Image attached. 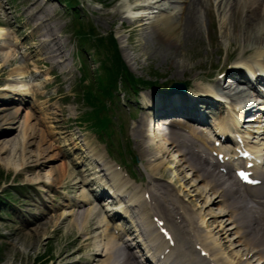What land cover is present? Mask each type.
<instances>
[{
	"label": "rangeland",
	"instance_id": "374dc122",
	"mask_svg": "<svg viewBox=\"0 0 264 264\" xmlns=\"http://www.w3.org/2000/svg\"><path fill=\"white\" fill-rule=\"evenodd\" d=\"M94 1L100 2V0H70L71 3L75 4L73 6H76L70 7L66 4V0H43L46 8L52 12V15H55L52 24L61 29L60 37L67 46L66 57L68 60L64 64L54 67L51 62L49 63L43 59L40 60L38 65H35L37 59L42 57H35L32 54V51H35L40 45V41L37 39L39 34L35 31V22L28 17L37 9L33 0H0V21L9 20L13 29L19 32L18 35L14 34L15 46L6 49L8 47L6 45L4 50L0 49L3 50L0 53H10L13 57L15 55L16 61L12 66H7L0 60L1 66H6L8 72L14 77L11 78L15 79L10 87L11 92L16 91L17 87L19 88L25 83L28 90L39 92L38 97L35 94L33 95L31 91L25 97V103L22 104V113L18 118L21 128L14 130L15 132L11 136L17 134L21 136L23 134L21 130L25 126L23 123L31 116L28 125L36 130V144L31 147V155L39 151L38 143L41 138L45 143V147L53 146L48 151L50 160L44 169V175L50 174L51 176L41 177L42 183L40 184H35L29 180L33 177L34 172L28 173V171L22 170L20 173L22 167L16 171L12 161L19 160L20 163L23 162L22 158H18L20 151L14 155V158L11 156L10 151L5 154L0 153V264H68L79 259L91 260L92 256L89 255L91 247L88 246V242L83 240L81 243H77L83 237L81 232L78 231L76 226H70L69 221H63V217L69 215L71 203L82 196H85L98 207L103 205L102 210L105 212V200L103 204L98 202L91 192L92 183L101 182L98 175H92L94 171L86 173L84 180L89 184L84 186L82 190L79 191L74 188L77 180L71 179V174L76 173V167L87 169L78 163L77 158L82 156L86 164L89 163V160L83 157V155H87L83 151L74 155L76 147L79 148L81 145L88 144L92 148H96L101 152L103 160L111 163L114 167L118 165L114 169L116 172H119V164L123 165L120 168L123 172L121 176L128 173L136 182L127 178L130 191L136 189L134 191L136 192L140 189H146L150 181V172L143 154L150 158L149 154L161 157L158 148L159 143L152 144L148 139L143 142V137L136 136L135 131L143 123V120L147 126L151 123L153 112L148 106L153 98L166 93V86L169 85L170 87L173 83H186L190 92L200 94L207 91V88L213 89L216 87L214 80H217L219 73H225L235 67L251 69L259 66L257 61L264 63V60L254 57V49L257 46L247 42L249 37L254 41L260 37L259 26H250L254 29L248 32L249 27L246 25V18L242 19V23L241 19L237 18L235 24L239 23V25L236 26L242 27L240 34L237 35L234 32L231 34L228 30L225 32L224 27L228 28L229 26L226 21L229 19L228 23H230L231 19L232 22L234 19L230 18L227 9H219V3L224 2V0H212L214 17L209 20L202 14L204 19L203 34L194 41L186 42V47L183 49H179V44L173 39H165L167 42L163 43L149 40L147 35L152 27L157 25L161 27L162 24L158 22L161 19L160 17L169 16L172 13L177 15L178 6L185 0H159L158 5L155 3L149 7L150 9L134 14L131 13L134 6L147 4V1L150 0H102L104 7L96 5L97 3L93 5ZM243 2L244 0H241L242 5ZM74 8L75 11H73ZM3 11L8 16L5 17ZM73 14L76 16L79 14L78 16L82 17L85 31H92L93 28L97 33L94 35V32L90 35L91 40L87 48L81 47L75 38L76 32L72 26L75 19ZM137 16L146 18L144 30L143 28H139L138 31L134 30L135 24L133 23ZM261 27L264 28V23ZM112 32L115 33L121 55L132 73L148 82L156 83L153 84L154 86L140 90V94L134 101L128 100L124 93H119V96H117L119 100H115V103L108 99L109 96L107 97L106 100H109L107 101L110 110L109 115L112 117L114 124L112 130L117 133L112 142L115 146L109 147L111 153L114 151L111 157L107 153L104 142L92 130L90 122L86 121L85 116L89 112V108L79 98L80 88L77 85L81 78V72L78 69L82 64L81 61L85 58H82L84 54L78 55L77 53L78 49L85 50V53L89 55V50L100 52L103 49H98L100 47L98 41L100 40L108 47L106 38ZM156 33L158 35V31ZM9 34H13V31H9ZM168 42L173 44L176 50L168 49L165 46ZM248 48L253 49V53L244 56V51ZM104 57L105 55L97 59L96 62L86 60L91 83H95L94 78H96V82L99 81L100 65H103L100 60ZM109 57L111 58V56ZM102 61L106 62L107 60L104 58ZM98 66L99 70L97 71ZM18 67L26 71V75H17L15 71ZM1 78L0 88L5 84V80L3 81ZM227 78L222 80L219 88L227 91L245 90L247 88L241 84L230 87L228 85L230 81ZM175 89H179V87ZM94 90L98 91L96 87ZM245 91L242 96H249L250 92ZM9 98H16L15 93L10 95V93L5 94L0 91V107L2 100ZM251 101L253 105L256 104L254 100ZM16 105L19 107L18 104ZM253 105L252 108L255 107ZM226 107L222 109L221 117L223 114L225 116L228 113L233 115V107L229 104H226ZM262 108V105L255 107L252 110L255 115L248 114L251 120L243 124L244 127L248 128L246 130L252 134V138L256 137L254 140L252 139L255 142L260 140V135L264 133L261 132L264 131V113L258 112V109ZM213 118L215 119L212 116L210 121L213 126L221 120L216 118L213 122ZM18 121L12 122L17 123ZM16 126L18 127L20 124ZM141 132H143V129ZM162 143H165V141L163 140ZM175 154L177 155V153ZM64 155L67 156V159ZM133 158H136V162H132ZM177 158L179 157L177 156ZM8 161L11 164L9 168L5 167ZM64 163L70 165L66 169L67 172L56 174V167ZM74 163L78 164L73 165ZM151 163L153 165L163 163V173L157 175L156 179L166 185L183 202L188 211L196 214L201 212V215L197 216V224L201 226L203 222L205 223L201 228L203 234L217 227L215 224L206 227L207 223L214 221V217H211V210L206 205L205 199L199 196L205 185L204 182H199L197 177L194 176H190L191 180H186L176 170V164L169 162L166 157L159 158ZM87 167L90 166L87 165ZM209 194L212 195L213 193L210 192ZM211 197H214V195ZM211 208L217 216L220 212L218 206ZM94 209L97 210V208ZM55 213H58L62 218L59 217L60 220H58L59 218L50 219ZM97 213L101 217L104 215L101 211ZM105 214L107 213L105 212ZM69 217L72 218V216ZM220 220L221 218L218 221ZM45 222H49L48 225L42 224ZM92 224V221H90L86 226V230H90ZM110 224L117 225L114 220H111ZM39 226L41 228L45 226L46 229L42 230L40 235L37 236L39 232H36V228ZM229 239L231 241L236 240L235 234L230 235ZM235 243L238 245V240ZM79 249L82 250L81 254L75 255L71 259L58 260V256L62 252L71 254Z\"/></svg>",
	"mask_w": 264,
	"mask_h": 264
},
{
	"label": "bare ground",
	"instance_id": "6f19581e",
	"mask_svg": "<svg viewBox=\"0 0 264 264\" xmlns=\"http://www.w3.org/2000/svg\"><path fill=\"white\" fill-rule=\"evenodd\" d=\"M158 1L159 0H150L147 1V4H138L134 7L136 10H148L150 6ZM33 2L37 9L36 12L29 14L28 17L31 21L35 22V31L39 34L37 35V39H39L40 45L35 51H32V54L35 57H42L37 59L35 65H38L40 60L43 59L49 63L51 62L54 67L60 66L68 60L66 57L67 46L60 37L61 29L52 24L55 15H52V12L46 8V4L43 3V0H33ZM178 7H176L179 9L177 15L172 13L169 16L160 17L161 19H159L158 22L162 25L161 27L158 25L152 27L149 34L147 33L149 40L164 43L167 42L166 40L173 39V41L179 44L178 48L183 49L186 47V42L194 41L203 34L204 19L202 14L209 20L214 17L212 0H185L180 3ZM218 7L221 10L227 9L230 18L232 17L234 19L233 22L231 19L230 23H228L229 19L226 21V24H229V26L228 28L224 27L225 32L228 30L231 34L232 32L237 35L240 34L242 27L236 26L239 25V23L235 24L237 18L241 19V23L242 19L246 18L245 22L249 27L248 32L254 29L250 26H259L261 33L260 37L256 38L257 40L255 41L251 37L247 39L248 44L257 46L254 49L255 52L253 53V49L248 48L244 51V56L253 53L256 59H264V28L261 27L264 23V0H244L243 5L241 4V0H224V2L219 3ZM134 13L135 12H133V14ZM3 14L5 17L8 16L5 11H3ZM145 19L144 16H137L133 23L135 24L134 30L138 31L139 28H143L144 30L146 25ZM9 22V20L5 22L0 21V49L3 50L6 45L8 46L6 49L15 46L14 37L19 33L13 29V26ZM8 30H12L13 34H9ZM156 31H158V35ZM32 38H34V36H32ZM165 46L168 49L172 48V50H176V47L174 48V45L169 42ZM179 49L177 50L178 52ZM0 60L4 64H7V66L14 65L16 61L15 55L13 57L10 53H0ZM260 65L261 68L264 69V64ZM253 72L256 73L255 71ZM15 73L19 76L26 75V71L21 70L20 67L16 69ZM229 75L236 83L240 81L251 86L244 72H232L231 70L227 72L225 76ZM11 77H13V75L8 72L7 67L1 66L0 64V78L3 79V81L5 80L4 86L0 88L1 93H10V95L15 93L16 95V98L2 100V105L0 107V153L5 154L10 151L11 156L14 158V155L20 151V156L18 158H22L23 162L20 163L19 160L12 161V164L16 167V171L22 167L20 173L22 170H26L28 173L31 171L34 172V175L32 174L33 177L29 178V180L33 181L35 184H40L42 183L40 180L41 177L47 178V176H51L50 174L44 175V169L50 160L48 158V151L53 148V146L49 145L45 147V143L40 137L41 139L38 143L39 151L31 155V147L36 144V130L28 125L31 116L27 118L29 121L27 120L23 123V125H25V129L22 126L23 128L21 130L23 134L21 136L19 134L11 136V134L15 132L14 130L21 128V123L18 121V118L22 113V104L25 103V97H27L31 91L28 90L25 83L21 87H17L16 91L11 92V84L15 82V79ZM251 80L256 87L259 84L264 86V80H261L260 77L258 78V82H255L256 80L254 78H251ZM208 91L209 92H206L200 97L197 95L187 96L185 94L170 96L168 98H159L155 96L151 104H149L150 106H148V108L150 107L149 109L152 110L155 118H159L160 115L173 114L176 116H183L184 118H180V116L175 117L180 118V120L183 119L181 121L182 123H186L189 120L191 123L186 126L182 123H174L172 128L168 127V130L165 124L168 125L173 122V120L167 123H163L162 121L154 123L151 134L153 140L152 144L159 143L158 148L161 157L149 154L151 156L150 158L143 154V158H146L145 160L148 165L151 179L146 189H140L136 192L130 191L127 181V178L130 177L126 176V174L125 176L118 174V172L114 170L117 166L114 167L111 163L104 161L99 150L92 148V146L88 144L85 146L81 145L79 148L76 147L74 155L80 154L83 151L84 154H87L83 155V157L89 160V163L86 164L82 156L81 158H77L78 163L82 164L83 167L87 169L76 167V173L71 174V179L77 180L74 188L79 191L82 190L84 186L89 184L84 180L86 178V173L94 171L92 175H98V177L102 179L101 181H106L112 190L115 189L113 193L114 196L120 198L123 190L125 196L131 199L129 200L131 207H127L124 211H126L130 217L133 215L136 216L137 224L135 226L136 229L134 228V231H131L132 234H128L130 237L125 240V229L118 227L111 229V217L104 213L102 218L97 213L101 211V208L94 206L85 196L76 199L74 203H71L69 215L66 216L65 214L66 217H63V221H69L70 226H76L78 231L81 232L83 237L79 239L77 243H81L83 240L88 242V246L91 247L89 255L92 256V258L89 261L88 259H79L68 264H149L151 262L154 264H255L256 262L264 264V184L262 186L263 192L257 194L245 192L247 194L246 196L254 203V206H252L254 209L253 212L248 205L249 199L243 197L244 193L238 188L237 184L233 182L232 175L229 172L224 174L221 172L222 167H218L217 164L215 165L211 161L209 162L205 157L207 152H211L212 155L214 153L219 155L223 153L224 149L222 146L219 148L214 146L216 141L207 137V135L201 131V126L208 123L207 112L216 115V112L219 111V108L213 103L214 99L210 93L215 90L210 88ZM31 92L38 97V91ZM247 97L241 98L240 96L236 98L238 100L240 99L238 103L244 107L245 113L248 112L249 108H252L249 104L250 101L245 102ZM16 101L18 102L16 103ZM16 104H18L19 107H17ZM229 118L230 119L225 118L221 120L218 126H216V132L218 134H226L231 128H237L239 120L242 119L239 118V116L236 118L235 115H232V117L229 115ZM162 119H164V117H162ZM12 121L18 122L13 123ZM19 124L20 126L17 127L16 125ZM145 127L146 125L143 120V123L140 124L135 131L136 136L143 137V142L147 138L149 139L145 133ZM142 129L143 132H141ZM163 130L167 132L163 133ZM245 138L249 139L248 136H242L241 139L245 140ZM152 140L149 139L150 142ZM163 140L165 143H162ZM246 145L249 146L248 144ZM250 147L253 148L255 152H259L264 156V142L260 141L257 145L250 144ZM175 153H177V155ZM177 156L181 159L177 158ZM226 156L227 155H225V158ZM163 157L169 159V162L174 163V165L176 164V170H178L186 180H191L190 176H194L197 177L199 182L205 183L199 196L205 199L206 205L210 208L209 210H211L210 215L214 217V221L206 224L207 227L213 224L217 225L213 230L203 234L201 228L205 223L203 222L201 226L197 224V216H200L201 212L199 214L197 213V215L196 213L188 211V209L184 207L183 202H181L166 185L155 179L157 175L163 173V163L153 165L151 162H155L157 159ZM65 158L67 159V156H65ZM215 160L217 163V158H215ZM222 161L224 162L225 159L223 158ZM77 164L74 163L73 165ZM10 165L8 161L5 167L9 168ZM87 165L90 167H87ZM68 167H70L69 163L60 164L56 167L55 173H66ZM255 171L260 174V178L264 180V168H256ZM153 181H155L156 184H153ZM210 192L213 193L212 195H214V197H211L212 195L209 194ZM147 194H149L148 199H146ZM217 206L220 212L216 216L211 207ZM259 211L262 214H260ZM153 214L155 217H160L159 220L165 222V227L172 235L174 246H170L169 241L163 240L157 233L154 222H150V218ZM69 216H72V218L70 219ZM59 217L62 218L58 213H55L50 219L54 220ZM60 218L58 220H60ZM219 218H221L220 221H218ZM90 221L93 223L92 227L90 230H86V226ZM48 223L49 222H45L42 224L48 225ZM45 229V226L42 228L40 226L37 227L36 232H39L37 236ZM234 230H236V240H228V237L232 235ZM135 236L141 238L146 254L134 251L136 245L133 243V238H135ZM237 240L239 242L238 245L235 243ZM81 252V249L71 254L62 252L58 256V260L71 259L75 257V255L81 254ZM202 252H205V255H202Z\"/></svg>",
	"mask_w": 264,
	"mask_h": 264
},
{
	"label": "trees",
	"instance_id": "16d2710c",
	"mask_svg": "<svg viewBox=\"0 0 264 264\" xmlns=\"http://www.w3.org/2000/svg\"><path fill=\"white\" fill-rule=\"evenodd\" d=\"M106 41L108 47L100 42V40L98 41L100 46L99 49L102 48L105 50L106 55L104 58L107 60L106 62L102 61L103 68L101 77L99 78V90L97 92H91L90 90L85 91L86 102L95 110L93 119H97V116H99V113H101L105 107V102L103 100L108 96L114 98V94L120 82L123 83L126 89L130 87L135 88L138 85L137 80L125 66L113 37L110 35L106 38ZM109 56H111V58Z\"/></svg>",
	"mask_w": 264,
	"mask_h": 264
},
{
	"label": "water",
	"instance_id": "95a60500",
	"mask_svg": "<svg viewBox=\"0 0 264 264\" xmlns=\"http://www.w3.org/2000/svg\"><path fill=\"white\" fill-rule=\"evenodd\" d=\"M184 84H174L173 87H184Z\"/></svg>",
	"mask_w": 264,
	"mask_h": 264
}]
</instances>
